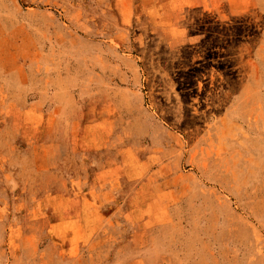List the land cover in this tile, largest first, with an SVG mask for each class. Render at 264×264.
I'll return each instance as SVG.
<instances>
[{
	"label": "rangeland",
	"instance_id": "rangeland-1",
	"mask_svg": "<svg viewBox=\"0 0 264 264\" xmlns=\"http://www.w3.org/2000/svg\"><path fill=\"white\" fill-rule=\"evenodd\" d=\"M188 259L264 264V0H0V264Z\"/></svg>",
	"mask_w": 264,
	"mask_h": 264
},
{
	"label": "crops",
	"instance_id": "crops-1",
	"mask_svg": "<svg viewBox=\"0 0 264 264\" xmlns=\"http://www.w3.org/2000/svg\"><path fill=\"white\" fill-rule=\"evenodd\" d=\"M13 20V19H12ZM41 20H49V18H44L43 19V17H42V19ZM25 32V31H24ZM189 260V262H187L186 264H188V263H190V264H197L195 261H192V259H188Z\"/></svg>",
	"mask_w": 264,
	"mask_h": 264
}]
</instances>
